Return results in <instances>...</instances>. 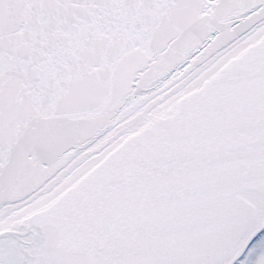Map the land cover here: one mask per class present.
<instances>
[{
	"label": "snow or ice",
	"instance_id": "1",
	"mask_svg": "<svg viewBox=\"0 0 264 264\" xmlns=\"http://www.w3.org/2000/svg\"><path fill=\"white\" fill-rule=\"evenodd\" d=\"M0 264H264V0H0Z\"/></svg>",
	"mask_w": 264,
	"mask_h": 264
}]
</instances>
